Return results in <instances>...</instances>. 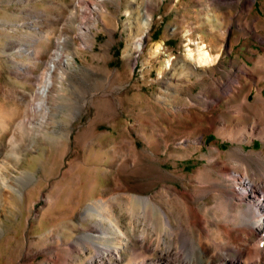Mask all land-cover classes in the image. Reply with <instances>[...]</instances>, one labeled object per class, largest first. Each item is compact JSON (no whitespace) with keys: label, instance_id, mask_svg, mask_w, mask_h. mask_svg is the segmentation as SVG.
I'll return each instance as SVG.
<instances>
[{"label":"rangeland","instance_id":"374dc122","mask_svg":"<svg viewBox=\"0 0 264 264\" xmlns=\"http://www.w3.org/2000/svg\"><path fill=\"white\" fill-rule=\"evenodd\" d=\"M52 1L73 4L0 0V264H122L135 257V249L160 258L174 242L167 234L157 238L159 220L135 206V197L157 196L156 202L167 206L162 188L183 189L184 182L189 190L214 145L225 152V166L231 164L228 152L237 144L207 126L214 114L201 113L206 117L192 134L205 135L195 150L184 138L195 123L184 124V111L188 105L193 112L203 110L202 94L216 98V80L231 79L234 66L252 68L263 47L251 37L243 53L230 54L225 44L209 67L188 57V49L200 42L209 46V31L201 28L203 7L211 3L226 10L212 0H102L104 12L82 33L72 22L74 12L61 14ZM262 3L256 0L251 11L261 24ZM64 36L63 53L74 60L56 66L45 105L37 108L35 91ZM237 146L245 153L264 152L258 138ZM246 159L256 173H264V164ZM100 198L108 201L113 217L105 216L124 233L120 245L116 227L89 211ZM90 235L109 239L104 243L118 246L119 255L99 254L88 243Z\"/></svg>","mask_w":264,"mask_h":264},{"label":"bare ground","instance_id":"6f19581e","mask_svg":"<svg viewBox=\"0 0 264 264\" xmlns=\"http://www.w3.org/2000/svg\"><path fill=\"white\" fill-rule=\"evenodd\" d=\"M212 1L218 2L219 6H227L226 10L214 9L215 4L211 3L206 5V9L203 7L200 14L204 18L205 26L201 24V28H207L205 30L209 31L207 35L210 38L209 46L200 42L195 49H188V57L199 66L209 67L218 61L222 50L226 49L225 44L230 54L234 51L241 54L248 47L251 37L264 50V23L261 24L260 18L251 13L256 0ZM100 2L102 0H73L71 5L54 1L51 4H55L61 14L73 11L75 18L72 22L77 23L81 32L84 29L88 30L93 17H98L104 12L99 8ZM211 7L212 15L209 12ZM262 8L264 10V3ZM143 14L142 24L146 26L150 17L147 13V2ZM32 26L33 29L37 28V24ZM232 28H236L237 31ZM200 37L203 38V35ZM65 42L64 36L55 43L44 81L35 91L40 96L37 108L45 105L49 89L53 86L52 74L56 66L61 63H72L74 60L73 57L64 55ZM50 43L51 38L48 37L47 44ZM135 44V47L140 49L142 37H139ZM212 49L216 50L215 55L211 53ZM249 50L250 53H257V49L249 47ZM231 76V79L224 82L220 80L223 78L216 80L215 85L219 89L216 98H208L206 92L202 94L203 110L199 112L197 109L193 112V106L188 105L184 111L187 118L184 124L195 123L184 136L188 142L195 144V150H198L199 140H202L205 134L192 133H196L197 128L201 127V119L206 117L204 114H214L206 122L207 126L214 129L217 137L233 145L250 144L254 138L264 143V54L257 57L252 68L246 67V64L234 66ZM249 95L253 98L251 101ZM222 104L225 109L222 108ZM0 124L3 128L4 121L1 120ZM237 145L228 152L227 157L231 161L228 167L221 158L225 152H222L219 146L209 148L211 157L208 164L194 179H190L195 184H191L189 190L186 189L188 185L184 182L183 189L176 185L162 188L160 192L163 196L165 194L166 205L170 208L158 204L157 196L135 197V206H142L144 211L152 212L159 220L160 225L155 229L157 238L167 234L174 242V247L160 258L143 255L142 250L137 252L139 250L135 249V257L127 258L128 260L122 264H264V173H256L246 159L264 164V152L245 153L242 151L243 148ZM212 172H216L218 176H212ZM178 176L184 178L183 175ZM2 183L6 186L4 179ZM207 197L212 198V204L197 202L198 199ZM89 211L107 219L113 228L116 227L115 238L120 245L124 233L116 222L105 216L106 214L112 216L108 201L100 198L92 202ZM87 240L90 247L103 256L119 255L118 246L104 243L109 241L107 238L90 235ZM222 253L225 257H221ZM229 253H238V257L231 258Z\"/></svg>","mask_w":264,"mask_h":264}]
</instances>
